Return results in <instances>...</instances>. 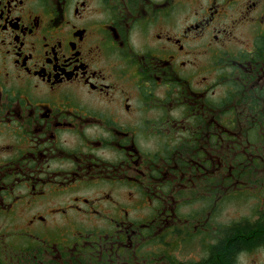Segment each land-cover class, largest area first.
I'll use <instances>...</instances> for the list:
<instances>
[{
    "label": "flooded vegetation",
    "instance_id": "1",
    "mask_svg": "<svg viewBox=\"0 0 264 264\" xmlns=\"http://www.w3.org/2000/svg\"><path fill=\"white\" fill-rule=\"evenodd\" d=\"M260 91L264 0H0L15 264H264Z\"/></svg>",
    "mask_w": 264,
    "mask_h": 264
},
{
    "label": "rangeland",
    "instance_id": "2",
    "mask_svg": "<svg viewBox=\"0 0 264 264\" xmlns=\"http://www.w3.org/2000/svg\"><path fill=\"white\" fill-rule=\"evenodd\" d=\"M258 164H260L258 162ZM264 165V163H263ZM250 187L245 190L243 196H239L234 203L227 205V208L223 213L231 214H245L250 212H259L264 210V166L259 170L254 171L252 177L250 176ZM247 185V184H246ZM5 239L8 246L6 247L2 240ZM24 245L22 240L16 238H10V236H0V261L16 263V259L21 256V248Z\"/></svg>",
    "mask_w": 264,
    "mask_h": 264
},
{
    "label": "trees",
    "instance_id": "3",
    "mask_svg": "<svg viewBox=\"0 0 264 264\" xmlns=\"http://www.w3.org/2000/svg\"><path fill=\"white\" fill-rule=\"evenodd\" d=\"M258 96H259V99H260V100H263V102H264V93H263V91H260L259 94H258ZM257 101H258V100H257ZM259 102L261 103V101H259ZM261 107H262L261 104H260V106H259V105H254V107H252V109H253L255 112H257L258 110H260ZM263 108H264V104H263ZM262 125H264V121H262V122H255V123H254V128H253V133L255 134V133H257L258 131H260V127H261ZM254 137H255V135H254Z\"/></svg>",
    "mask_w": 264,
    "mask_h": 264
}]
</instances>
